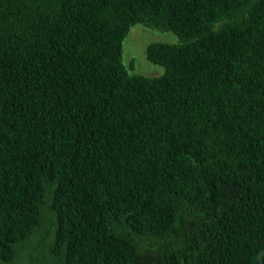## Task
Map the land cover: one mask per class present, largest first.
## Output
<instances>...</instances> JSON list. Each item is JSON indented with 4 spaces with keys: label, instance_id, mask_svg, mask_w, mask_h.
Returning <instances> with one entry per match:
<instances>
[{
    "label": "trees",
    "instance_id": "16d2710c",
    "mask_svg": "<svg viewBox=\"0 0 264 264\" xmlns=\"http://www.w3.org/2000/svg\"><path fill=\"white\" fill-rule=\"evenodd\" d=\"M134 25L177 38L158 76L122 65ZM261 251L264 0H0V264Z\"/></svg>",
    "mask_w": 264,
    "mask_h": 264
},
{
    "label": "rangeland",
    "instance_id": "374dc122",
    "mask_svg": "<svg viewBox=\"0 0 264 264\" xmlns=\"http://www.w3.org/2000/svg\"><path fill=\"white\" fill-rule=\"evenodd\" d=\"M177 43L174 34L157 31L141 25L132 26L122 42L121 62L126 71L133 75L145 77L158 76L163 72L160 66L150 64L145 58V47L149 43ZM46 224H43V229ZM31 255L21 254L14 264H32Z\"/></svg>",
    "mask_w": 264,
    "mask_h": 264
},
{
    "label": "water",
    "instance_id": "95a60500",
    "mask_svg": "<svg viewBox=\"0 0 264 264\" xmlns=\"http://www.w3.org/2000/svg\"><path fill=\"white\" fill-rule=\"evenodd\" d=\"M260 254H264V251H261L257 256H256V259L258 261V264H262V262L260 261V258H259V255Z\"/></svg>",
    "mask_w": 264,
    "mask_h": 264
}]
</instances>
